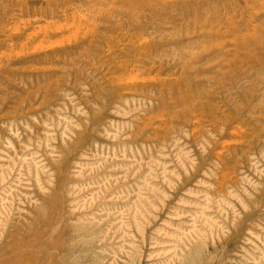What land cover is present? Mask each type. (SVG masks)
<instances>
[{
    "label": "rangeland",
    "instance_id": "obj_1",
    "mask_svg": "<svg viewBox=\"0 0 264 264\" xmlns=\"http://www.w3.org/2000/svg\"><path fill=\"white\" fill-rule=\"evenodd\" d=\"M264 264V0H0V264Z\"/></svg>",
    "mask_w": 264,
    "mask_h": 264
},
{
    "label": "bare ground",
    "instance_id": "obj_2",
    "mask_svg": "<svg viewBox=\"0 0 264 264\" xmlns=\"http://www.w3.org/2000/svg\"><path fill=\"white\" fill-rule=\"evenodd\" d=\"M6 264H11V263H6ZM12 264H14V263H12Z\"/></svg>",
    "mask_w": 264,
    "mask_h": 264
}]
</instances>
